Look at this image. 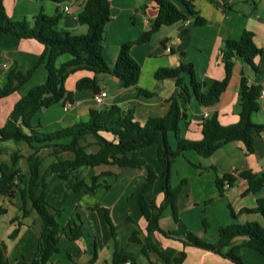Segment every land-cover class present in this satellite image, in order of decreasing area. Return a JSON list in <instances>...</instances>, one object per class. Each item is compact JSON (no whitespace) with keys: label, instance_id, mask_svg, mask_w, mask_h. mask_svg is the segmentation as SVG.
Instances as JSON below:
<instances>
[{"label":"crops","instance_id":"obj_1","mask_svg":"<svg viewBox=\"0 0 264 264\" xmlns=\"http://www.w3.org/2000/svg\"><path fill=\"white\" fill-rule=\"evenodd\" d=\"M110 1L112 19L107 25L104 56L113 67L121 45L136 40L142 33L148 31L159 14V8L156 3L147 0ZM172 1L185 11L180 0ZM84 2L85 0H70L63 3L53 0H4L8 15L15 20L32 17L42 10L53 15L59 9L63 13L59 26L77 34H84L88 30V26L78 20V13L82 10ZM194 4L198 15L206 19L203 25H196L195 15H189L188 25L186 21L164 25L150 41L132 45L131 54L141 65V74L136 86L125 87L123 81L110 73L97 74L101 90L108 93L104 103L99 104L101 107L118 104L126 110L131 109L136 120L141 123H145L149 118L166 115L170 109L169 99L178 94L179 88L174 78L158 80L155 77L156 70L190 62L193 63L196 75L201 81L211 84L214 80H221L225 77L224 40L239 38L245 30L254 33L255 43L263 50L254 62L264 69V0H195ZM66 5L70 8L69 13L63 11ZM44 50L45 45L34 38H18L10 34L1 36L0 86L7 82L11 70L19 68L27 72L36 65ZM67 54L61 55L57 63L62 64L70 60L72 55ZM93 75L92 71L84 69L71 73L66 79V88L73 92V106L66 108L65 103H56L39 111L34 122L40 123L42 130L54 131L86 118L90 109L100 108L95 103L93 89L77 87L79 79ZM243 75L248 78L250 84L263 86L261 108L252 114V120L256 123L264 122V75L257 74L250 64L238 57L230 82L216 104L203 106L194 95L192 96L187 110V123L181 121V132L184 137L192 140L203 137L202 121L206 113L208 115L217 111L223 125L238 122L239 86ZM183 76L188 83L189 75L185 73ZM46 79L47 70L43 62L37 66L23 86L0 99V128L5 124L16 102L33 86L45 82ZM139 88L149 90L154 95L140 94ZM169 137L171 145L175 148L177 146L175 133L169 132ZM46 154L54 157L50 152L41 151L42 156ZM143 156L156 171V180L146 193V198L160 204L164 199L163 168L157 156V145L146 147ZM48 165L44 167V171ZM244 170H252L258 174L264 172V133L255 136L254 152L251 154L246 152L242 141L235 140L219 148L210 157H203L195 150H186L183 155L176 158L172 165L171 183L176 186L185 181L178 198V208L181 219L191 230L207 240L215 241L220 226L247 221L264 223L261 213L241 211L244 208L256 207L257 198L263 195L264 191L243 194L248 182L238 178L235 185L227 189L224 195L219 193L216 184L218 175L225 173L238 175ZM82 171L88 183L94 174L103 172L111 174L99 179L101 186L95 192L73 191L72 178L62 181L57 175H51L45 179L50 203L63 210L58 217L61 224L66 225L76 211L81 213L84 221L83 234L79 239H71L68 230L61 235L60 250L52 256V261L55 264H88L97 251L98 257L93 264H115L114 238L104 210L89 208L99 205L109 210L123 253L135 256L137 264H149L142 254V245L130 241L129 238L132 229L129 217L137 221L144 232L146 231L147 221L142 216L138 204V195L146 182L145 170L101 165L83 168ZM0 204L7 208V212L0 216V243L7 259L5 264H33L39 237V220L36 212L28 203L30 214L23 215V201L17 190L12 196L0 195ZM231 208L235 211L236 217L232 215ZM204 221L208 224L206 225ZM159 224L164 230L177 228L170 206L163 211ZM16 228L17 235L11 237L10 234ZM155 235L172 258L180 256L182 251L186 252L181 264H235L215 252L184 245L181 240L166 237L161 232H156ZM151 259L157 261L158 256L152 254ZM244 259L246 264H264V256L252 248L244 250Z\"/></svg>","mask_w":264,"mask_h":264},{"label":"trees","instance_id":"obj_2","mask_svg":"<svg viewBox=\"0 0 264 264\" xmlns=\"http://www.w3.org/2000/svg\"><path fill=\"white\" fill-rule=\"evenodd\" d=\"M53 1L63 3L70 0ZM147 1H153L158 6L157 18L148 31L142 33L136 40L124 42L121 45L115 65L111 67L104 56L107 25L112 19L110 0H85L82 10L78 13L79 22L88 26L84 34L61 28L59 20L63 13L59 9L53 15L42 10L32 17L15 20L8 15L4 0H0V37L10 34L18 38H34L45 45V50L36 65L27 72L19 68L11 70L7 82L0 86L1 99L23 86L31 78L37 66L45 62L46 81L33 86L16 102L5 124L0 128L1 142H23L29 147L27 155L15 151L11 155V162L0 158V195L12 196L17 190L23 201V215L30 214L28 203L37 214L39 237L33 264H55L52 256L60 250V237L66 230L69 231L73 240L79 239L83 234L84 221L79 211L68 219L66 225H62L58 220L63 210L55 207L48 200L49 191L45 179L51 175H57L62 181L72 178L73 191L95 192L101 186L99 179L111 173L94 174L91 182L88 183L82 169L101 165H118L143 169L146 172V182L138 195L140 212L147 221L146 231L144 232L137 221L129 217L132 223L129 238L130 241L142 245V254L149 264H181L186 257V252L182 251L180 256L172 258L156 238V232H161L169 238L179 239L184 245L215 252L235 264H246L244 250L248 248L264 256V223L247 221L223 225L219 227L217 240L208 241L191 230L180 217L178 198L185 181L176 186L171 183L172 165L186 150H195L203 157H210L225 144L240 140L244 143L248 154L254 152L255 136L264 133V122L256 123L252 120V114L261 108L260 98L263 86L250 84L245 75L242 76L239 86L237 123L223 125L219 120L218 112L214 111L205 116L202 121L203 137L201 139H188L181 132V121L184 120L187 123V110L192 96L194 95L203 106L216 104L230 82L236 58H242L257 74L264 75V69L254 62L263 50L255 43L252 31L245 30L239 38L224 40L225 77L221 80H214L211 84L201 81L196 75L193 63L190 62L182 63L177 67L157 69L155 77L158 80L174 78L179 88L178 94L170 97V109L162 117L149 118L145 123H141L136 120L133 110L111 104L92 108L86 118L54 131L42 130V125L34 122L36 115L42 109L59 102H73V92L66 88V79L76 70L84 69L94 73L92 77L84 76L78 80L79 89L89 88L95 92L100 91L101 87L97 78V74L100 73L112 74L123 81L125 87L136 86L141 74V65L131 54L133 44L150 41L162 26L186 21L189 15H195L196 25H203L206 22L205 18L198 15L195 0H180L185 11L172 0ZM66 53L71 54L72 58L58 64V58ZM185 73L189 75L188 83L184 80ZM138 91L146 96L154 95L146 89L139 88ZM171 131L175 133L177 139L175 148L170 142L169 132ZM88 136L94 137L95 144L98 146L97 150L89 151L87 144L83 143ZM151 145H157V156L163 168L164 199L160 204L146 198V193L150 191L156 180L154 167L143 156V150ZM45 149H51L50 154L54 156V160L45 171H42L41 151ZM65 154L72 155L65 156ZM23 157L28 161L26 172H21L17 167L19 159ZM238 178L248 182V187L243 194L264 191V172L258 174L252 170H244L238 175L225 173L217 176L216 184L220 195H224L227 189L233 187ZM168 206L172 210L177 228L164 230L160 227L159 220ZM89 208L104 210L114 238L113 262L137 264L135 256L124 254L120 248L116 227L113 225L109 210L99 205ZM241 211L259 212L264 217V193L257 198L256 207L244 208ZM6 212L7 208L0 204V216ZM232 215L236 217L233 209ZM16 220L13 219V221ZM204 223L208 224L207 221ZM17 233L18 228L10 236L14 237ZM152 254L158 256L157 261L151 259ZM97 257L98 254L95 251L88 264H93ZM6 260L5 251L0 243V264H5Z\"/></svg>","mask_w":264,"mask_h":264},{"label":"rangeland","instance_id":"obj_3","mask_svg":"<svg viewBox=\"0 0 264 264\" xmlns=\"http://www.w3.org/2000/svg\"><path fill=\"white\" fill-rule=\"evenodd\" d=\"M69 55V54H67ZM95 103L98 105L97 107H101V105H99L100 103L96 102ZM5 144H2V142L0 141V158L2 160L11 162V155L15 152L18 151L23 155H27V153L29 152V147L25 144H23V142H13V141H5L3 142ZM83 143H86L88 146V150L89 151H95L97 150V144H95V139L93 136H88L86 140L83 141ZM51 149H45L43 150V152H50ZM72 154H65V156H71ZM54 160V157H50L49 154H46V156H43V164H42V171H44V167L46 165H48L51 161ZM17 167L20 169L21 172H26L28 170V161L26 160L25 157L20 158L18 163H17ZM49 200V199H48ZM208 241H210V239H208ZM213 241V240H211Z\"/></svg>","mask_w":264,"mask_h":264},{"label":"built area","instance_id":"obj_4","mask_svg":"<svg viewBox=\"0 0 264 264\" xmlns=\"http://www.w3.org/2000/svg\"><path fill=\"white\" fill-rule=\"evenodd\" d=\"M64 12L66 13H69L70 12V8L68 5H66L63 9ZM190 22L188 20H186V24L188 25ZM108 96V93L107 91L105 90H100V91H97V92H94L93 94V97L95 99L96 102L100 103V104H103L104 101L106 100ZM65 106L66 108H70L73 106V103L71 101H66L65 102ZM207 116V113L205 114ZM126 264H129V262H127Z\"/></svg>","mask_w":264,"mask_h":264},{"label":"water","instance_id":"obj_5","mask_svg":"<svg viewBox=\"0 0 264 264\" xmlns=\"http://www.w3.org/2000/svg\"><path fill=\"white\" fill-rule=\"evenodd\" d=\"M246 250V249H245Z\"/></svg>","mask_w":264,"mask_h":264}]
</instances>
